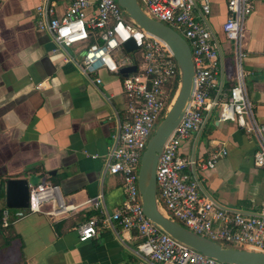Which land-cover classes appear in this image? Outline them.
<instances>
[{"label": "crops", "instance_id": "obj_1", "mask_svg": "<svg viewBox=\"0 0 264 264\" xmlns=\"http://www.w3.org/2000/svg\"><path fill=\"white\" fill-rule=\"evenodd\" d=\"M41 1L0 0V264H140L136 232L105 224L81 242L76 231L89 217L113 213L125 199L122 177L106 172L128 106L122 76L101 69L97 84L66 61H81L88 43L59 49L50 33L36 26ZM71 1L52 0L55 16L61 18ZM252 1L243 66L256 117L264 125V0ZM228 16L227 0H212L207 21L222 56L218 93L235 84L233 45L223 30ZM222 148L228 154L216 168L203 169L210 153ZM257 148L253 136L232 121H220L217 110L206 113L202 129L182 144L183 155L197 163L189 172L200 195L246 215L264 209V167L254 164ZM22 178L30 186L43 181L58 186L69 203L102 195L103 204L61 218L9 209L6 181Z\"/></svg>", "mask_w": 264, "mask_h": 264}, {"label": "built area", "instance_id": "obj_2", "mask_svg": "<svg viewBox=\"0 0 264 264\" xmlns=\"http://www.w3.org/2000/svg\"><path fill=\"white\" fill-rule=\"evenodd\" d=\"M138 2L150 18L173 28L187 41L195 68L191 101L158 159L156 181L160 209L192 232L224 246L264 252V209L259 214L246 215L202 197L189 172L197 163L182 152L184 141L202 129L205 114L217 110L220 121L236 123L257 140L254 164L258 168L264 167V125L256 117L243 66L247 22L254 10L253 1L227 0L229 16L223 30L233 45L236 74L235 84L221 93H218V79L222 56L207 21L212 12V0ZM35 18L37 28L49 32L59 49L67 51L75 45L88 43L81 61L72 57L66 61L74 62L86 78L92 80L95 77L97 84L102 83L97 76L101 69L119 74L122 67L137 66L136 72L122 77L128 106L106 165L108 174L122 177L125 199L113 213H106L102 218L89 217L77 226L80 241L94 238L100 225L117 224L123 230L136 232L139 237L140 264H223L163 231L146 217L142 207L138 186L141 159L153 129L170 109L173 93L176 95L180 87V69L169 46L128 20L117 0H72L61 18L55 16L52 0H42L36 8ZM130 40L137 47L132 53L136 56L120 62L115 53L120 49L126 52L124 44ZM227 154L225 148L214 150L201 167L215 169ZM102 204V195L82 204L66 202L58 186L43 181L30 186L28 210L61 218L74 215L85 206L99 208ZM45 206H48L47 211Z\"/></svg>", "mask_w": 264, "mask_h": 264}, {"label": "water", "instance_id": "obj_3", "mask_svg": "<svg viewBox=\"0 0 264 264\" xmlns=\"http://www.w3.org/2000/svg\"><path fill=\"white\" fill-rule=\"evenodd\" d=\"M126 16L146 33L166 43L174 54L180 69V87L173 105L168 109L149 139L141 159L138 186L144 214L163 231L176 240L215 258L223 264H264V252L235 249L212 241L192 232L177 221L167 217L158 205L156 168L158 159L169 136L180 124L191 101L195 68L192 52L187 41L173 28L150 18L141 8L138 0H117ZM127 53L136 51L135 43L130 40L124 44ZM137 66H125L119 71L122 77L136 72ZM5 204L9 209L25 210L29 207L30 185L27 179H9L5 186Z\"/></svg>", "mask_w": 264, "mask_h": 264}, {"label": "rangeland", "instance_id": "obj_4", "mask_svg": "<svg viewBox=\"0 0 264 264\" xmlns=\"http://www.w3.org/2000/svg\"><path fill=\"white\" fill-rule=\"evenodd\" d=\"M127 19L129 20L128 17H127ZM121 51L123 52V54L121 53ZM121 51H119V52L117 53V57H118V60H119L120 62H123L124 60H126L127 57L133 58V57L136 56V53H134V54H132V55H127V53H126L124 50H121ZM164 116H165V115H164ZM162 119H163V116H162L161 120H162ZM159 123H160V122H158L157 125L155 126V128L153 129L152 136H153V134L155 133V130H156L157 126L159 125ZM152 136H151V137H152Z\"/></svg>", "mask_w": 264, "mask_h": 264}, {"label": "trees", "instance_id": "obj_5", "mask_svg": "<svg viewBox=\"0 0 264 264\" xmlns=\"http://www.w3.org/2000/svg\"><path fill=\"white\" fill-rule=\"evenodd\" d=\"M93 41H94V39H92V42H93ZM173 96H174V97H173V99H172V102H173V100H174V98H175V96H176V95H175V92L173 93ZM172 102H171V103H172Z\"/></svg>", "mask_w": 264, "mask_h": 264}, {"label": "bare ground", "instance_id": "obj_6", "mask_svg": "<svg viewBox=\"0 0 264 264\" xmlns=\"http://www.w3.org/2000/svg\"><path fill=\"white\" fill-rule=\"evenodd\" d=\"M176 97H177V94H176V96H175V98H174V100H173V102H172V105H173V103H174V101H175ZM172 105H171V106H172ZM171 106H170V107H171Z\"/></svg>", "mask_w": 264, "mask_h": 264}]
</instances>
